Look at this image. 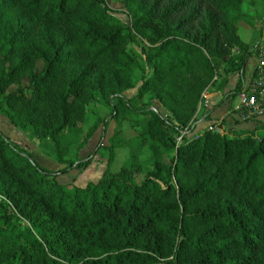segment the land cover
Masks as SVG:
<instances>
[{
	"label": "trees",
	"instance_id": "16d2710c",
	"mask_svg": "<svg viewBox=\"0 0 264 264\" xmlns=\"http://www.w3.org/2000/svg\"><path fill=\"white\" fill-rule=\"evenodd\" d=\"M121 2L129 25L103 0H0V115L10 125L50 141L60 165L64 135L91 117L105 129L124 112L141 128L134 155L112 166L116 133L102 177L72 193L56 179L92 155L49 173L0 132V264H264V136L206 130L176 143L218 77L224 88L238 74L227 97L241 94L264 50L238 33L254 0ZM139 60L151 75L136 97L151 93L169 117L124 97ZM100 101L110 116L96 113Z\"/></svg>",
	"mask_w": 264,
	"mask_h": 264
},
{
	"label": "rangeland",
	"instance_id": "374dc122",
	"mask_svg": "<svg viewBox=\"0 0 264 264\" xmlns=\"http://www.w3.org/2000/svg\"><path fill=\"white\" fill-rule=\"evenodd\" d=\"M103 1L110 10L111 14H113L120 22L125 25L130 24V17L121 0ZM242 10L251 21L249 24L240 23L238 33L242 42L248 45L255 53L257 49H260L264 46V0H254L253 5L250 3H244L242 5ZM132 49L138 51L135 45H132ZM254 62V57H251V59L248 61L246 66L247 77L244 78V84L249 79V73ZM222 68L225 67L223 66ZM150 75L151 69L145 65L143 61L139 60V66L134 71V87L126 91L123 95L128 100V103L132 108H138L146 103H149L161 116L165 118L169 117L168 112H166L164 108L155 99H153L151 93L141 98L136 97L137 90L141 83ZM220 78L221 77H218L216 84L210 88L206 94L220 92L222 96L227 99L229 92L235 88L239 76L235 73L229 76L228 83L230 82V84L228 91L226 89L227 86L224 88L218 86ZM233 100V106L238 105L239 98L235 97ZM227 108L228 103H225L219 108L215 116H224ZM95 111L101 118L108 117L111 114L110 108L101 101L96 106ZM209 112L210 111L204 106L198 108V113H196L195 116V123L193 124V131L189 133L185 131L186 133L183 135L181 141L189 142L192 140V138H195L206 131L208 125L199 126L198 123L201 120L205 121ZM98 123L100 122L96 121L94 117H91L89 123L78 133L64 135L63 140L66 149L64 161H66V163L62 165L56 162V156L51 142L48 140L38 139L36 133L30 127H13L2 115H0V132L11 142L16 144L22 153L28 155L42 169L49 173H54L63 168H67V164L69 162L75 163L87 158L89 155H92L93 160L88 168L82 170H73L66 175L59 176L56 179V182L66 192L72 193L75 188H84L89 183H96L102 177L108 165L107 162L110 157L109 149L116 133L119 134L122 149L115 152L113 158L114 163L112 166L118 167L123 163V161L127 160L129 156L136 153L135 149L128 145V142L137 136L141 128L132 122L130 116L127 113L122 112L117 119L110 121L105 129H102V125ZM90 129L94 130V132L92 136L87 139V131ZM223 131L224 134L230 135V129L223 127ZM86 139L87 141L83 143V141ZM176 143L178 144V140ZM172 155L173 154H169L170 157ZM139 160L149 169L151 153L146 148H143L139 154ZM141 179L142 177L138 176L136 181L140 182ZM23 224L24 222L22 225ZM21 226L19 227L18 232L23 230ZM24 237L26 239L33 240L36 236L32 233V231H25Z\"/></svg>",
	"mask_w": 264,
	"mask_h": 264
},
{
	"label": "built area",
	"instance_id": "2783aa9c",
	"mask_svg": "<svg viewBox=\"0 0 264 264\" xmlns=\"http://www.w3.org/2000/svg\"><path fill=\"white\" fill-rule=\"evenodd\" d=\"M239 103L236 108L237 118L242 122H250L257 118L264 117V50L260 49L258 56L255 57V62L249 73V79L243 86L241 94L238 96ZM209 101L206 93L202 97V101L199 104L201 106H208ZM207 131L218 133L223 135L222 122L208 125ZM185 132L182 133L178 139V144L182 142V137ZM2 197L0 196V202Z\"/></svg>",
	"mask_w": 264,
	"mask_h": 264
},
{
	"label": "crops",
	"instance_id": "0c3cea01",
	"mask_svg": "<svg viewBox=\"0 0 264 264\" xmlns=\"http://www.w3.org/2000/svg\"><path fill=\"white\" fill-rule=\"evenodd\" d=\"M247 77V72L246 76ZM228 83L226 89H229ZM231 89V88H230ZM225 91V90H224ZM209 101V105L206 108L210 111L206 116V120H201L198 125H211L219 121L222 122L223 127L230 130H235L240 133L253 132L256 138H261L264 136V117L257 118L250 122H242L237 118V106H233L234 100L231 98L225 99L220 92L206 94ZM225 99V100H224ZM228 103V108L224 116L216 117L215 114L219 108ZM208 118V119H207ZM209 120V121H207ZM197 125V129H198Z\"/></svg>",
	"mask_w": 264,
	"mask_h": 264
}]
</instances>
